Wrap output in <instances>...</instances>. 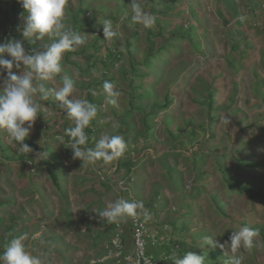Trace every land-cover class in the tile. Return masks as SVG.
<instances>
[{"label": "rangeland", "instance_id": "obj_1", "mask_svg": "<svg viewBox=\"0 0 264 264\" xmlns=\"http://www.w3.org/2000/svg\"><path fill=\"white\" fill-rule=\"evenodd\" d=\"M0 1L2 11L9 0ZM102 1L107 7L104 13L109 14L106 19L119 32V60L113 61L108 56L115 46L114 38L106 40L101 36L103 12L89 10L86 16L89 23L82 32L85 43L66 52L61 61L63 71L44 83L46 88H58L62 86L61 77L68 75L75 82L77 96L87 99L91 94L96 100L98 134L90 139L88 136L82 147H94L95 138L99 140L103 134H109L122 135L127 150L107 165L102 161L95 166L83 165L79 159H73L72 150L66 144L60 145L56 137L66 128L74 127V123L51 96L42 102L43 112L24 141L34 152H18L1 130L0 145L4 143L9 149L5 154L0 150V198L12 202L0 208V242L7 236L6 228L11 226L12 233L29 234L25 244L34 254H43V264H127L107 255L110 240L117 233L127 248L133 247L131 217L109 223L98 213L118 197L142 201L144 210L140 214L148 220L150 229L162 238H173L171 244L186 235L172 227L174 222L178 226L183 222L191 232L204 227L220 243L229 241L231 233L244 223L264 226V0H179L180 6L171 11H158L161 6L156 2L140 0L145 12L171 23L168 29L180 20L188 24L190 19L198 27L197 34L204 44L202 52L187 39L178 45V50L172 48L167 63H159V69H164L162 73L150 69L139 75L142 78L134 77L145 83L144 90L153 88L159 98L169 92V98H173L171 111L168 110L171 119L164 112L154 116L151 108L140 110L132 106L144 100L138 96L140 91L130 85L133 79L130 63L135 57H142L148 47L147 28L132 20L131 0ZM72 3L77 6L78 0ZM117 4L121 8L113 11ZM181 6H192L193 12L187 16L188 10ZM26 15L27 12L17 15L18 21L11 30L15 36L10 41L22 40L26 51L31 52L21 31ZM133 29L138 36L127 44ZM7 30L0 13V42ZM35 42L34 51L46 44L43 39ZM161 42L162 37L156 39L157 45ZM13 71L19 74L20 70L14 67ZM201 77L216 89V116L212 125L206 107L196 102L200 99L197 90ZM106 80L120 93L117 106L106 100L103 89ZM153 100L149 96L145 101ZM130 109L132 112L127 116ZM146 113L151 116V127L143 121ZM225 116L229 124L224 121ZM168 119L172 120L171 125ZM114 122L118 125L116 129L112 127ZM45 141L58 154L59 161L47 159L54 167L60 165L61 188L55 186L49 174L47 159L35 157V152L45 150ZM8 153L25 155L26 159L10 161ZM131 159L134 165L132 172L127 173L121 164ZM250 160L261 164L252 170L251 165L246 166ZM224 166L231 172L228 174L236 175L233 180L248 177L246 183L263 195L230 190L221 169ZM105 180L108 185L101 183ZM195 186L198 190H194ZM218 206L241 215L240 220L225 217ZM188 219L189 223L184 222ZM36 232L42 235L32 240L31 235ZM225 249L231 256L230 248ZM237 254L243 258L242 264H264L261 235L254 238L251 248L241 247Z\"/></svg>", "mask_w": 264, "mask_h": 264}, {"label": "clouds", "instance_id": "obj_2", "mask_svg": "<svg viewBox=\"0 0 264 264\" xmlns=\"http://www.w3.org/2000/svg\"><path fill=\"white\" fill-rule=\"evenodd\" d=\"M27 12L23 16L22 36L29 42L42 40L45 36L54 37L47 44H41L40 50L27 52L22 40L0 42V130L7 133L8 143L21 153H32L34 149L24 143L28 138L38 116L43 112V101L50 96L59 102L64 114L73 121L74 127L66 128L56 139L60 145H67L72 150L73 159H79L83 165H92L102 161L105 165L118 160L127 150V142L122 135L103 134L94 147L86 145L88 137L85 129L97 116V106L88 99L76 95L74 80L68 76L61 77L62 86L46 88L45 81H52L63 71L61 61L66 52L74 51L85 43L86 37L68 25L66 21V5L68 0H19ZM132 20L145 28L155 24L156 18L142 8L140 0H131ZM103 37L106 40L119 35L114 30L111 20L105 19L102 24ZM10 57V58H7ZM19 71H13V68ZM103 89L106 100L113 106L118 105L119 91L110 81H104ZM224 121L229 124L228 116ZM113 129L118 125L114 122ZM67 137V139H66ZM46 143V141H45ZM40 144V143H39ZM49 152H35L36 159L45 160ZM32 163V161H29ZM144 210L142 201L118 197L99 211V217L109 223L126 218H137ZM146 214V213H145ZM42 235L36 232L32 240ZM259 235L257 229L242 225L233 231L229 241L220 243L211 236L202 237L203 246L210 245L225 250L230 248L232 255L228 264H242V257L236 253L244 248H251L254 238ZM28 233L12 238L0 253V264H43L42 253L34 254L25 241ZM172 264H205L204 255L187 251L183 256L173 255Z\"/></svg>", "mask_w": 264, "mask_h": 264}, {"label": "trees", "instance_id": "obj_3", "mask_svg": "<svg viewBox=\"0 0 264 264\" xmlns=\"http://www.w3.org/2000/svg\"><path fill=\"white\" fill-rule=\"evenodd\" d=\"M156 2L160 8H158V11H171L174 9H177V5L180 6L179 0H151ZM231 2H235L233 0H230ZM91 3H88V0H78V5H74L72 3V0H68V3L66 5V23L70 25L73 30L77 31L78 33L82 34L84 31V28L86 25L89 23V19L86 17L87 12L89 10H93L94 12H103L101 20H105L109 14H105L104 8L106 7L103 5V1L101 0L100 3H92V0H90ZM161 3V4H159ZM151 4V3H150ZM1 5V1H0ZM184 6V5H183ZM181 6V7H183ZM187 7V8H186ZM183 7L188 10L187 16H189L193 12V7L192 6H186ZM107 8V7H106ZM121 6L117 4L114 8H112L113 11L120 9ZM179 8V7H178ZM155 10V9H154ZM21 12H26L22 5H19V0H9L6 2V4H3V9L0 11L4 18V24L8 26L7 30V35L1 42H8L12 39L13 33L11 32L13 25L18 21L17 15ZM112 17V16H110ZM109 17V18H110ZM116 17V16H115ZM94 19L97 20L96 14ZM103 21L100 24H103ZM171 24L168 23V21H161L156 17L155 24L151 27H148L146 29L147 35H146V40L148 42V47L145 52H143L142 57L137 58L135 57L131 63H130V73L132 74L133 79H130V85L134 86L135 91H140L138 92V96L142 100L138 104L132 103V106L137 109H144V108H151L152 109V114L154 116H157L159 112H164L166 117H170L169 111H171L170 107L171 104L173 103V98H169L167 92L162 98H159V96L156 95L155 91L153 88H147L144 90L145 83L142 82L141 79H135L134 77H141L139 75H145L147 74L145 70H152L156 71L158 73H162L164 69H159L158 67L159 63H167V61L170 58V53L172 48L173 49H179L178 45H180L182 42L185 40H189L193 44H195L198 48L201 49L202 52L205 51L204 49V44L203 42L200 41V38L197 34L198 27L189 19V23L186 24V22H183V20L177 21L174 26L171 29H168L167 26ZM124 27L126 24L123 25ZM115 30V29H114ZM117 31V30H115ZM119 33V32H118ZM15 36V35H14ZM101 36L103 38V32L101 28ZM138 36V31L133 29L131 33L128 35V41L127 44H129L130 39L132 37H137ZM162 37V42L157 45L156 39H159ZM120 37L116 36L114 37L115 40V46L111 48L109 51L108 56L111 57V60L116 61L117 59L119 60L121 56V52L119 51L118 44L120 43ZM51 39H55L54 37H49L45 36L43 38L44 43H49ZM36 41V40H35ZM36 42H29V49H31V52H33V48L35 49ZM96 45V44H95ZM235 45V44H233ZM233 47V46H232ZM122 72H125L126 68L122 67ZM151 71V72H152ZM150 73V72H148ZM136 75V76H135ZM137 80V84L133 85L134 81ZM201 83L198 84V90L197 93L199 94L200 99H196V102L204 107H206L207 115L210 117L211 124L215 120V99H216V89L214 90L212 88V84L208 86L207 81L205 82L204 79L201 77L200 78ZM152 86V85H151ZM257 90V89H256ZM153 96L154 100L152 102L145 101L147 100V97ZM137 97H135L136 99ZM90 102L94 103V98H92L91 94L89 98H87ZM233 99V98H232ZM96 104V103H95ZM156 107H159L158 109ZM219 107V106H218ZM160 109V111H158ZM169 110V111H168ZM132 110L130 109L129 111L126 112L128 114L127 116H130ZM98 113V112H97ZM151 114V115H152ZM172 117H170L171 119ZM168 119V124L171 125L172 120ZM145 125H149L148 127H151L149 124V121H151V116L149 113H146L144 115V120ZM97 120L96 118L90 123V125L85 129L87 137L89 136V139L91 136H93L95 133L96 135L98 134V130L96 128L97 126ZM1 131V130H0ZM171 133L173 134V131L171 130ZM98 138H95V142H97ZM88 141V140H87ZM2 142V136L0 134V144ZM96 144V143H95ZM31 146H34L33 143H30ZM45 150L49 152L48 157L52 160L55 159L59 161V157L57 153L52 152L54 150V147L51 146V144L46 143L45 144ZM9 147L3 143V145H0V150L2 151V154H5ZM8 153L6 154L7 159L10 161H15V162H20V161H25L26 157L25 155H16L13 156V154ZM47 163L48 171L51 176V178L54 180V184L57 188H61V182H60V176L61 173L59 170L60 165L58 167H54L52 162L47 159L45 160ZM260 161H249L246 163V166L251 165L252 170H256L258 166H260ZM134 165V160H127V162L122 163L121 166L125 167L127 169V173L132 172V166ZM227 167V166H226ZM226 167L224 166L221 169L224 172V176L226 178V182L228 184V187L230 190L239 191L238 193L245 194L246 192H250L255 195H263L262 191L259 189L255 190V187L253 185H250L247 180H250L248 177H241L240 180L237 179L233 180L234 178H237L236 175L234 174H228V170H226ZM231 173V172H230ZM194 190H198L197 186L194 187ZM12 202L11 200L7 199H2L0 198V208H6L8 207L9 203ZM218 210L223 213V215L227 218H230L232 221L238 222L237 220L240 218L241 215H235L233 214L232 211H229L228 209H225L223 206H218ZM189 215V214H188ZM240 220V219H239ZM189 223V219L187 221H184ZM175 223V222H174ZM173 227L176 228V231L181 234H185L184 237L182 236L181 239L179 238L176 240L175 244H171L173 238L168 240L169 245L166 244L164 245V249L168 254L172 255H177V256H183L187 251H192L194 253L204 255L205 257V264H228L229 261V255L227 249L223 250L220 249L219 247H212L210 245H204L203 246V239H202V234L211 236L213 240H217V236L214 235L212 231H208V229L204 227H198L196 231L191 232L190 228H187L186 225L182 222L178 226V224H174ZM13 221H11V224L13 226ZM243 225H248L254 229H257L259 234L261 235V243H262V248L264 249V226H258V225H252L249 223H244ZM178 228V229H177ZM205 230V231H204ZM7 236L5 239L3 237L1 238L0 242V253L3 252L5 244H7L12 238L19 236L21 233H12V227H7L6 228ZM190 236V238H189ZM188 238L190 240H188ZM179 247H178V245ZM236 255H238L236 253ZM239 256V255H238ZM170 264H172L171 259H169Z\"/></svg>", "mask_w": 264, "mask_h": 264}, {"label": "built area", "instance_id": "obj_4", "mask_svg": "<svg viewBox=\"0 0 264 264\" xmlns=\"http://www.w3.org/2000/svg\"><path fill=\"white\" fill-rule=\"evenodd\" d=\"M133 247L127 248L120 233H117L109 243V255L114 256L118 263L127 264H170L173 256L168 254L164 245L168 238L160 237L156 230L150 229L149 222L140 213L137 218H130ZM157 235V237L155 236Z\"/></svg>", "mask_w": 264, "mask_h": 264}, {"label": "crops", "instance_id": "obj_5", "mask_svg": "<svg viewBox=\"0 0 264 264\" xmlns=\"http://www.w3.org/2000/svg\"><path fill=\"white\" fill-rule=\"evenodd\" d=\"M101 183H103V184H105V185H108L109 184V182H107V180H105V181H102ZM149 215H151V213L149 212ZM149 218V217H148ZM173 223V222H172ZM173 227V226H172ZM174 228V227H173ZM164 233V232H163Z\"/></svg>", "mask_w": 264, "mask_h": 264}]
</instances>
